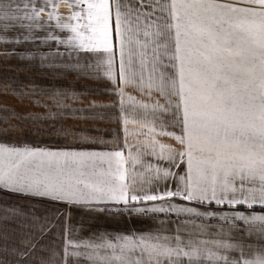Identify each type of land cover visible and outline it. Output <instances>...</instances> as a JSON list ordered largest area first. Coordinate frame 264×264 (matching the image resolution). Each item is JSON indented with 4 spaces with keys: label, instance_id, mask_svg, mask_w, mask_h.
<instances>
[{
    "label": "snow or ice",
    "instance_id": "obj_1",
    "mask_svg": "<svg viewBox=\"0 0 264 264\" xmlns=\"http://www.w3.org/2000/svg\"><path fill=\"white\" fill-rule=\"evenodd\" d=\"M0 43L55 47L41 61L64 58L50 67L112 93L89 91L87 109L65 103L83 94L42 93L49 118L52 105L75 114L108 100L122 133L103 151L85 145L109 141L89 137L61 149L0 142V194L158 222L81 240L65 225L61 254L45 247L51 220L10 208L0 240L16 220L15 264H264V0H0ZM130 125L145 138L129 142Z\"/></svg>",
    "mask_w": 264,
    "mask_h": 264
},
{
    "label": "crops",
    "instance_id": "obj_2",
    "mask_svg": "<svg viewBox=\"0 0 264 264\" xmlns=\"http://www.w3.org/2000/svg\"><path fill=\"white\" fill-rule=\"evenodd\" d=\"M55 50V47L49 48L48 45L41 44L39 46L40 54H36L37 46L34 43L23 45L0 43V142L10 146L27 144L33 147L61 149L79 147L80 137H89L107 140L109 144L107 147L102 144L85 145L86 148L97 151L110 149L117 134L122 135L117 125L118 107L100 106L108 105L110 101L102 100L97 108L75 114L70 109L60 110L52 105L54 115L52 118L48 117V109L43 105L50 104L51 101L41 95L45 92L60 90L83 94L82 103L71 99L65 101L71 105L72 109H87L90 99L89 91L92 92V98L112 96L111 92L98 86L97 82L78 80L76 73L71 68L50 67V65L70 63L64 58L49 57L41 61V55ZM60 50H63V46L60 47ZM22 56L23 58H21ZM128 91L132 95H136L138 99L151 103L148 97L138 90L129 89ZM152 99H160V102L163 103V99L155 95ZM37 100L41 103L37 104ZM57 111H63L64 116H56ZM98 114L103 115L104 119H98ZM18 117H37L39 119L21 120ZM9 123L18 127L9 128ZM69 126H74V128L72 134L66 136L60 129ZM37 127L43 131H35L34 129ZM174 130L179 132V128ZM144 132L146 133L147 129H144ZM138 136L140 140L145 138L139 134V129L135 125H130L129 142H136ZM157 138L175 144V141L168 137ZM14 207H21L26 212H33L41 218V221L51 220L52 232L45 241V247L61 254L62 232L65 225L70 227L72 238L77 240L94 238V234L100 233H109L114 236L117 233L127 234L130 231H148L158 226V222L148 218H137L134 215L100 213L83 207L69 208L62 203L36 198H33L29 204L27 198L9 193L0 194V215H5L7 209ZM257 211H259L258 206ZM161 218L164 217L161 216ZM173 219H175L174 216ZM211 223L214 224L215 221ZM17 228V221L10 219L8 221L10 235L6 242L0 240V261H4L5 264H15V261L19 259L11 251L16 247L19 237L22 235L19 231H14ZM254 246L259 247L258 244Z\"/></svg>",
    "mask_w": 264,
    "mask_h": 264
}]
</instances>
